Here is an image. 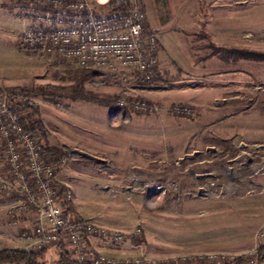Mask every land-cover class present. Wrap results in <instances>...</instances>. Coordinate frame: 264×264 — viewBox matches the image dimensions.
Masks as SVG:
<instances>
[{
	"label": "rangeland",
	"instance_id": "rangeland-1",
	"mask_svg": "<svg viewBox=\"0 0 264 264\" xmlns=\"http://www.w3.org/2000/svg\"><path fill=\"white\" fill-rule=\"evenodd\" d=\"M136 1L146 12L144 31L159 41L154 82L124 68L99 69L104 75L81 88L83 67L74 58L23 52L17 0H0V87L26 88L36 97L47 143L66 160L59 178L73 189V213L125 233L121 242L93 235L96 249L143 252L160 264L255 260L264 243L257 235L264 226V61L199 59L210 50L202 45L226 44L218 39L219 21L209 19L211 0ZM243 17L236 6V37L227 45L264 50L259 36L240 35L255 30L253 23L264 34V16ZM157 91L189 102L147 96ZM125 93L162 109L121 107ZM107 101L121 112L111 115ZM174 103L192 112L175 114ZM214 137L231 140L235 155ZM32 214L10 211L0 192V248H33Z\"/></svg>",
	"mask_w": 264,
	"mask_h": 264
},
{
	"label": "built area",
	"instance_id": "built-area-1",
	"mask_svg": "<svg viewBox=\"0 0 264 264\" xmlns=\"http://www.w3.org/2000/svg\"><path fill=\"white\" fill-rule=\"evenodd\" d=\"M15 11L21 21L19 45L28 55H62L92 69L124 68L148 82L157 77L158 37L144 31L146 12L136 0H17ZM37 104L29 89L0 87V192L10 211L35 213L29 234L33 248H56L64 235L79 259L95 250V264H160L143 252L116 255L91 244L93 235L121 242L125 233L68 212L73 189L59 178L66 160L49 159L38 131L27 123ZM118 104L144 112L162 109V104L139 95L130 99L126 93ZM169 109L192 112L184 103ZM257 235L264 239V226Z\"/></svg>",
	"mask_w": 264,
	"mask_h": 264
},
{
	"label": "trees",
	"instance_id": "trees-1",
	"mask_svg": "<svg viewBox=\"0 0 264 264\" xmlns=\"http://www.w3.org/2000/svg\"><path fill=\"white\" fill-rule=\"evenodd\" d=\"M144 22V28H145ZM203 47H210V50L204 55L199 56V59H205L210 56L216 55L223 61H237L240 59L264 61V50L255 49L247 46H231L225 44H215L208 42ZM62 56V55H58ZM65 57V56H64ZM96 75H104L99 69L82 68V73L77 80L76 84H79L81 88H84V80L91 79ZM106 79V78H105ZM84 93V92H83ZM82 93V94H83ZM81 94V95H82ZM89 94H83V98L91 99L88 97ZM109 100V99H108ZM111 106V115L121 112V108L113 104V102H104ZM28 126L36 129L44 142L47 149V156L49 159L59 160L61 159V151L54 145L47 143L46 129L43 125L41 118V112L39 106H34L33 110L27 117ZM45 140H44V139ZM46 141V142H45ZM215 145L222 146L226 150L230 151V155H235V144L224 138H213ZM68 212H73L72 202L68 204ZM57 252L51 253L46 247L40 248H27L18 246H5L0 248V264H95L94 256L96 251L93 250L91 255H88L85 259H79L74 254L70 243L67 241L64 235L61 236L58 246L56 247ZM51 253V254H50ZM264 261V243H262L257 250V257L255 260L248 259L244 255L236 256L228 261L215 263V262H197L193 264H260ZM165 264V263H163Z\"/></svg>",
	"mask_w": 264,
	"mask_h": 264
},
{
	"label": "crops",
	"instance_id": "crops-1",
	"mask_svg": "<svg viewBox=\"0 0 264 264\" xmlns=\"http://www.w3.org/2000/svg\"><path fill=\"white\" fill-rule=\"evenodd\" d=\"M210 5L211 8L210 11L208 12L209 19L214 20L216 18L219 21V26L223 27L222 30L220 31V34L218 35V39H220L219 41L221 42H225L226 43L225 45L233 44L232 40L229 41V39H234L236 37V30L234 28V8L236 6L237 7L242 6L244 12V17H243L244 21L251 22L257 20L260 15L264 16V0H211ZM17 20L19 21V25L21 26V21L19 20L18 17ZM255 26L256 23H253L252 27L255 28L256 31L252 29H246L243 32H241L240 35L242 36V39L246 38L247 41H251L252 37L259 36L260 41L264 42V34L260 33V31H257L258 28H256ZM158 72H161V70ZM164 73L165 71L163 69L162 74ZM163 77L166 76L162 75L160 78ZM157 92L147 93L148 94L147 96L157 99L158 98L161 99L162 97V101L164 102H175V101L189 102L186 100H172L165 93L160 94L159 92L158 93ZM30 212L33 213L32 215L35 219V213L33 211Z\"/></svg>",
	"mask_w": 264,
	"mask_h": 264
}]
</instances>
